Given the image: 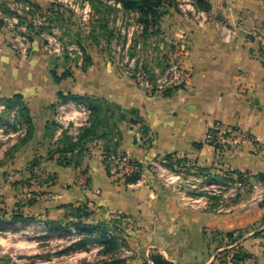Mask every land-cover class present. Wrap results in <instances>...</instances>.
Wrapping results in <instances>:
<instances>
[{
  "label": "crops",
  "instance_id": "1",
  "mask_svg": "<svg viewBox=\"0 0 264 264\" xmlns=\"http://www.w3.org/2000/svg\"><path fill=\"white\" fill-rule=\"evenodd\" d=\"M29 1L42 9L55 3ZM206 1L210 9L205 21L173 6L160 21V31L174 43L189 38L180 60L188 75L170 93L151 92L100 61L87 72L68 70L70 75L56 80L55 74L61 76L66 67L41 36H33L31 54L23 57L0 31V97L22 106L20 120L28 139L19 155L25 161L39 158L35 169L43 178V191L48 189L32 212L48 218L45 224L50 228L82 208L89 213L81 220L91 226L110 223L112 213L130 216L133 229L125 235L137 256L119 264H138L141 256L154 264L150 230L165 215L158 211L159 195L150 185V171L136 182L116 178L108 172L106 152L129 153L142 162L185 153L210 162L216 148L206 140L207 131L220 122L250 132L260 144L228 153L227 164L264 174V0ZM68 93L90 97L97 105V122L83 143L64 149L63 142L57 150L53 114L60 95ZM25 163L17 168L24 170ZM170 214L162 229L171 226ZM86 236L97 239L98 229L86 231ZM243 264H264V254L258 252Z\"/></svg>",
  "mask_w": 264,
  "mask_h": 264
},
{
  "label": "rangeland",
  "instance_id": "2",
  "mask_svg": "<svg viewBox=\"0 0 264 264\" xmlns=\"http://www.w3.org/2000/svg\"><path fill=\"white\" fill-rule=\"evenodd\" d=\"M176 9L195 17L192 11ZM140 17L138 9H124L108 0H55L46 9L29 0H0V31L20 51L26 48L27 55L32 42L23 39V28L33 36L42 29L64 44L85 49L84 66L53 54L66 70L87 72L100 61L142 87L148 83L149 91L150 84L163 85L164 91L183 84L188 71L181 64L174 67L170 48L160 45L168 36L156 25L145 31ZM21 114L22 106L13 98L0 97V264H119L135 258L125 235L132 224L124 220L100 225L99 237L85 248L61 251L86 236V231L71 233L73 227L82 228L81 212L56 222L67 231L46 226L48 218L32 212V205L48 189L43 191V178L35 169L39 158H20L28 139ZM13 115L16 120L10 123ZM206 140L216 148L210 162L185 153L150 159V185L159 195L158 211L165 215L150 230V260L161 254L176 264H243L248 256L264 254V178L261 172L232 169L226 159L247 144L259 147V142L250 132L220 122L210 126ZM22 163L24 170H19ZM24 212L32 218L12 221ZM168 212L172 224L162 229ZM138 260L148 264L143 256Z\"/></svg>",
  "mask_w": 264,
  "mask_h": 264
},
{
  "label": "built area",
  "instance_id": "3",
  "mask_svg": "<svg viewBox=\"0 0 264 264\" xmlns=\"http://www.w3.org/2000/svg\"><path fill=\"white\" fill-rule=\"evenodd\" d=\"M177 6L181 10L192 11L195 17L200 21L206 20V10L198 7L196 0H177ZM51 9L49 11L51 12ZM22 33L23 39H27L30 43L31 37L33 35H26V29L23 28ZM38 34H41L45 38V46L49 52L56 54L63 59L67 56L71 62L77 66H84L87 61L85 56V49L83 46L72 43L64 44L56 36H52L43 32L42 29L39 30ZM37 34V35H38ZM188 37L184 36L183 39L174 43L169 38H164L160 40L161 47L170 48L171 62L174 63V67L179 68L180 60L188 51L189 41ZM12 45V44H11ZM14 49L23 57H28L26 48L20 51L16 46L12 45ZM185 79V78H184ZM184 79L182 81H184ZM160 80V79H159ZM146 88L149 90V84L147 83ZM163 85H157L156 87L150 84V91L159 90ZM170 88V87H169ZM17 112V111H16ZM95 110L88 100L82 97L66 96L64 99H60L55 106L53 114L54 122V136L53 142L58 145L62 144L67 138L70 142L75 144H81L85 141L84 134L93 126L94 123ZM16 116L13 115L9 122L13 123L16 120ZM106 161V166L108 172L115 176L116 178H122L126 180L127 176L133 174L134 172L143 173L147 170L150 171V160L142 162L135 159L129 153L117 152L110 150L104 154ZM152 162V161H151ZM113 221L124 220L127 223L131 222V218L123 213H112ZM83 231L73 227L71 229L72 235H80ZM132 253L131 250H129Z\"/></svg>",
  "mask_w": 264,
  "mask_h": 264
},
{
  "label": "trees",
  "instance_id": "4",
  "mask_svg": "<svg viewBox=\"0 0 264 264\" xmlns=\"http://www.w3.org/2000/svg\"><path fill=\"white\" fill-rule=\"evenodd\" d=\"M110 3H117L120 4L124 9H138L140 11V18L141 20L145 23L144 24V30L148 31L149 27L151 28V26H160V21L162 19V17L164 16V14L167 12V8L170 6L173 7H177V0H108ZM196 3L198 5V7H200L201 9H204L206 11H208L210 9V6L208 4V2L206 0H196ZM50 9V8H49ZM156 31L159 32V29H157ZM38 34V32H37ZM31 41H33V36L30 38ZM70 75V73L67 71H65L61 76H58L57 74H55V78L56 80H60L66 76ZM183 84L174 86L173 88H167L166 92L170 93L172 90L177 89L178 87H181ZM66 96H73V97H82L85 98L86 100H88L90 102V104L93 106L94 110H95V115H94V123L93 126L84 134V138L87 137V135H89L91 132H93L96 122H97V105L89 98L85 97V96H79L77 94L74 93H68V95L66 94H61L60 98L64 99ZM219 123V122H218ZM196 146H201L202 143L196 142L195 143ZM75 146H77V144L72 143L69 141V139H65L64 143H63V147L64 149H66V147L68 149L70 148H74ZM58 150V148H57ZM168 158L171 157L170 154L167 155ZM142 174L139 172H134L133 174L127 176L126 181L127 182H136L137 180H139L141 178ZM260 176H262L264 178V174L261 173ZM79 212H81L79 214L78 217H80V221L78 222V225L81 228L82 231H93L94 229H99L100 226H91L88 225L86 223H84L81 219L84 215L88 214V210L86 208H82V209H78ZM32 218V216H25L23 213H18L15 216H13L12 221L13 222H17L20 220H26L28 218ZM52 229L57 230V231H67L68 228H64L63 226L59 225L58 223H53L52 222ZM94 241V238L87 236L84 238H81L80 240H78L75 244H72L71 246H68L66 248H64L63 250H61L62 252H66L70 249H82L88 246V244ZM251 258V256H248ZM151 260L154 264H176L173 260L161 255V254H154L151 256Z\"/></svg>",
  "mask_w": 264,
  "mask_h": 264
}]
</instances>
